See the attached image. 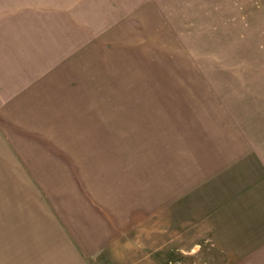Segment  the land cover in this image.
Listing matches in <instances>:
<instances>
[{
	"label": "rangeland",
	"instance_id": "374dc122",
	"mask_svg": "<svg viewBox=\"0 0 264 264\" xmlns=\"http://www.w3.org/2000/svg\"><path fill=\"white\" fill-rule=\"evenodd\" d=\"M0 38L21 66L50 67L34 133L12 123L31 102L9 114L0 100V264H63L57 234L71 249L104 235L93 264H250L210 241L200 206L221 195L198 182L264 166V0H0ZM197 140L225 151L200 178L186 159ZM231 154L243 161L227 166ZM187 218L195 228L172 227Z\"/></svg>",
	"mask_w": 264,
	"mask_h": 264
},
{
	"label": "crops",
	"instance_id": "0c3cea01",
	"mask_svg": "<svg viewBox=\"0 0 264 264\" xmlns=\"http://www.w3.org/2000/svg\"><path fill=\"white\" fill-rule=\"evenodd\" d=\"M24 66H29V68L23 70ZM46 66L45 63L40 62L35 64L32 63L31 65L30 63H25L21 66L19 62V43L2 40L0 38V100L3 99L4 102L9 103L5 107V112L9 114L17 113L18 105L31 102L33 105L32 109L30 107L26 109L23 107L22 109V113L28 115L27 119L17 116V120L19 121L12 120L13 126H20L21 129L27 133L33 132V129H35V131L40 129L36 124L30 123L33 119H30L29 115L35 113V109L38 108L37 105H34L35 103L32 99L47 97L43 94V90L41 91L43 81L48 78L45 76L50 70L49 67L48 71H46ZM49 85H51V81ZM23 98L25 99L20 100ZM66 106L67 105H64V114L68 113ZM236 107L237 106L226 107V117L222 120L231 124L233 112L238 117H241L239 113L236 112ZM213 118L214 117H203L197 119V121L198 123L210 122ZM45 121L44 124L46 129L54 122L61 124L65 128L67 125L66 118L47 117ZM25 137L30 138L31 136L26 135ZM202 142L204 141H195V146L188 149V156L186 157L189 161V172H192L194 178H200L202 173L208 171L210 161L214 162L215 159H218L225 153L224 150H221L224 147L223 144L213 145L212 149L214 150H207V148L200 145ZM224 161L228 162L227 166H237V162L243 160L237 159L231 154V156L226 157ZM247 162L242 163L244 167L241 170L236 168L235 172H237V175L235 176V182L233 183L230 181L228 186L211 185L208 190V187L203 189V186L199 185L198 182V187H201V192H211V195H213L215 199H217L218 194L221 195L218 202L215 201L212 204H203L200 207L207 211L206 214H208L210 208L214 211L211 216L205 215V218L209 219L203 223L205 225L209 221H213L214 238H211L210 241L234 242L236 251H246L245 256L249 257L250 264H264V166L262 165L263 168L253 170L255 163L253 162L251 166L248 165ZM212 167L213 166H211V168ZM212 174L214 175L215 173ZM206 179L214 180V177L211 175ZM177 200L179 201V198ZM189 204L190 202L187 207H184L183 205L185 204L175 203V208L176 210L188 209L190 208ZM179 224L183 226L191 225L193 228L196 226L192 225L189 218H187L185 220H173L172 227L176 230ZM217 231H219V233H217ZM194 233L195 231L192 228L187 229V241H198L193 235ZM216 235H219V237L217 238ZM226 235L228 237H225ZM56 236L65 243L66 250H61V253L65 254V260L62 262L63 264H93V262H89L88 258L94 259L93 256L97 255L96 252L99 250V246H102V242L99 243V241L101 239L103 241L105 240V237L102 238L104 235H98L99 238L97 239L87 238L89 242L96 240L97 244L93 246H88L86 239H84L85 241L83 239L70 240L74 247L71 249L70 243L66 244L69 242L66 235H62L63 239L59 234ZM79 241H82L83 244L80 245ZM157 251L158 249L155 250V252ZM136 252L139 253L142 251L136 250L134 253L129 252V254L135 255ZM127 256L129 257L128 254ZM122 257L121 259H114L113 263L124 264V258ZM94 262L98 264L97 261ZM237 264L242 263L238 262Z\"/></svg>",
	"mask_w": 264,
	"mask_h": 264
}]
</instances>
